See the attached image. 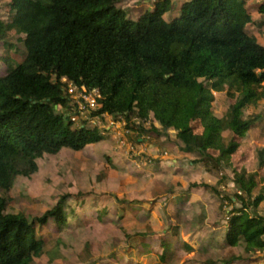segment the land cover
<instances>
[{"label":"trees","instance_id":"1","mask_svg":"<svg viewBox=\"0 0 264 264\" xmlns=\"http://www.w3.org/2000/svg\"><path fill=\"white\" fill-rule=\"evenodd\" d=\"M128 1L3 0L13 16L7 29L23 36L26 55L0 74V190L9 192L18 177L37 173L45 155L82 152L103 140L96 130L73 129L56 111L55 105L66 103L63 78L99 89L110 114L154 121L158 135L176 133L183 151L200 154L194 165L215 174L223 165L231 168L238 139L257 122L244 111L264 101V46L246 29L253 22L247 1L191 0L170 23L164 21L170 0L157 1L137 21L117 9ZM258 8L264 16V5ZM224 88L236 101L223 119L213 114L212 103L213 91ZM136 127L129 126L141 132ZM258 165L263 168L264 161ZM232 171L245 200L231 211L225 242L241 250L238 260L248 261L264 252V216L249 213L264 201V187L257 173ZM65 201L30 220L7 214L0 195V264H33L44 249L37 227L52 219L65 224Z\"/></svg>","mask_w":264,"mask_h":264},{"label":"rangeland","instance_id":"2","mask_svg":"<svg viewBox=\"0 0 264 264\" xmlns=\"http://www.w3.org/2000/svg\"><path fill=\"white\" fill-rule=\"evenodd\" d=\"M157 1L132 0L116 6L126 19L137 21L153 11ZM170 1L166 23L191 0ZM246 1L253 19L246 29L264 46V25L257 28L264 21L258 12L264 0ZM12 17L0 0V74L9 64L22 63L26 55L23 36L7 29ZM204 83L211 88L212 83ZM213 95V114L224 119L236 99L227 88ZM244 114L257 122L238 139L231 168L223 165L218 174L208 172L204 164L194 165L200 154L183 151L176 133L166 134V139L152 131L161 130L157 123L140 125L139 119L135 127L141 132L135 128L130 132L133 137L118 128L82 152L63 149L39 159L37 173L18 177L9 192L0 190L7 214H23L30 220L41 218L66 198L61 206L65 224L52 219L37 227L44 249L33 264H264V252L238 260L241 250L225 242L231 211L245 200L238 194L232 170L257 173L264 187V167L258 165L260 158L264 161V153L258 155L264 150V101ZM195 130L203 131L199 121ZM223 136L232 138L229 131ZM260 192L256 188L253 196ZM249 213L264 216V201Z\"/></svg>","mask_w":264,"mask_h":264},{"label":"built area","instance_id":"3","mask_svg":"<svg viewBox=\"0 0 264 264\" xmlns=\"http://www.w3.org/2000/svg\"><path fill=\"white\" fill-rule=\"evenodd\" d=\"M61 84L66 103L56 105L55 109L64 115L66 122L71 127L96 130L100 136L119 128L126 137H133L134 132L130 133L129 126H136L134 123L137 118L129 120V116L126 114H110L104 111L103 97L99 89L90 90L85 86L75 85L65 78L61 80ZM131 148L133 149L132 144Z\"/></svg>","mask_w":264,"mask_h":264},{"label":"crops","instance_id":"4","mask_svg":"<svg viewBox=\"0 0 264 264\" xmlns=\"http://www.w3.org/2000/svg\"><path fill=\"white\" fill-rule=\"evenodd\" d=\"M258 151L261 152V155H262V153H264V150L263 149H260ZM261 155H259V156H261ZM259 160L262 161L261 158ZM173 162L176 163V164H178V161L177 160H173Z\"/></svg>","mask_w":264,"mask_h":264},{"label":"clouds","instance_id":"5","mask_svg":"<svg viewBox=\"0 0 264 264\" xmlns=\"http://www.w3.org/2000/svg\"><path fill=\"white\" fill-rule=\"evenodd\" d=\"M56 106V105H55ZM57 111V110H56ZM132 118H136V117H132ZM138 119V118H137ZM140 124H141V122H140Z\"/></svg>","mask_w":264,"mask_h":264}]
</instances>
